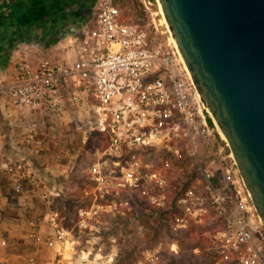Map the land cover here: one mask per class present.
I'll use <instances>...</instances> for the list:
<instances>
[{"label":"built area","instance_id":"built-area-1","mask_svg":"<svg viewBox=\"0 0 264 264\" xmlns=\"http://www.w3.org/2000/svg\"><path fill=\"white\" fill-rule=\"evenodd\" d=\"M137 1L145 26L126 20L114 0H94L85 18L68 25L57 43L59 55L19 59L0 75V95L20 132V156L0 168L24 204L21 184L34 172L28 155L55 147L70 126L85 123L83 143L96 133L99 145L91 151L83 191L89 205L76 214L82 232L97 217L128 212L127 195L163 207L180 168L175 161L185 154L198 176L176 201L180 216L172 232L213 211L222 221L210 238L219 252L234 264H264V228L230 153L158 13L149 1ZM52 196L58 193L46 188L36 193L45 208L41 225L29 220L27 235L36 251H56L46 264H103L97 254L74 250L76 241L61 225ZM67 244L73 254L65 256ZM74 254H80L76 260ZM26 264L40 260L32 253Z\"/></svg>","mask_w":264,"mask_h":264},{"label":"rangeland","instance_id":"rangeland-1","mask_svg":"<svg viewBox=\"0 0 264 264\" xmlns=\"http://www.w3.org/2000/svg\"><path fill=\"white\" fill-rule=\"evenodd\" d=\"M145 1L152 4L149 7L151 11L159 12L153 0ZM159 17L161 16H157V19ZM68 25L62 28L63 35L60 34L51 45L20 39L12 48L17 46V50L22 54L23 47L27 45L29 57L34 61L38 55L37 51L57 47ZM85 131V123L77 122L70 126L66 139L61 140L55 147L28 155L34 167L31 177L22 183L24 194L29 196L28 204L20 203L19 194L11 186L8 175L0 168V224H3L0 227V240L5 241L4 246L0 245V264H26L28 256L32 253L37 255L40 264H46L50 255L56 252L46 249L36 251L27 235L30 219L39 225L43 223L44 204L36 197L37 191L42 188L58 193V196L51 198L52 207L59 213L61 225L71 230V238L76 241L72 245L74 250L97 254V258L101 259L98 261L103 264H117L119 261L120 264H129V261L130 264H234L228 256L219 252L210 239L221 223L213 211H209L200 223L189 222L177 233L172 232L171 223L179 216L174 214L173 218L171 216L168 219H159L158 227L162 230L163 238L159 242H152L147 240L146 234L150 233V225L155 222H150L146 227L143 217L150 209L127 195L131 199V208L124 215L97 217L89 223L91 230L78 231L75 226L78 207L81 204H89L83 191L88 187L87 172L91 164V151L99 145L93 134L83 143ZM2 132L11 136L1 140L0 165L3 162H12L20 156L16 150L20 141L18 125L10 128L7 126V129L4 127ZM192 170L194 168L188 160L174 172L173 180L179 177L185 179ZM130 213L133 215L130 216ZM157 216L153 214L154 218ZM203 239L211 245L204 243ZM61 251L65 256L73 254L69 244ZM76 254L72 256L75 260L80 255Z\"/></svg>","mask_w":264,"mask_h":264},{"label":"water","instance_id":"water-1","mask_svg":"<svg viewBox=\"0 0 264 264\" xmlns=\"http://www.w3.org/2000/svg\"><path fill=\"white\" fill-rule=\"evenodd\" d=\"M264 228V0H153Z\"/></svg>","mask_w":264,"mask_h":264},{"label":"trees","instance_id":"trees-1","mask_svg":"<svg viewBox=\"0 0 264 264\" xmlns=\"http://www.w3.org/2000/svg\"><path fill=\"white\" fill-rule=\"evenodd\" d=\"M93 1L94 0H0L1 59L8 58L9 51L20 39L24 41H41L46 46L55 43L56 38L58 39L59 35L62 34L61 30L63 27L85 18ZM114 4L122 11L126 20L141 26L146 25V20L141 10L142 8L137 0H114ZM92 134L94 137H98V134ZM185 162L186 156L182 154L180 158L176 159L175 165L181 167ZM197 176L198 174L196 171L192 170L185 179L179 177L173 180L168 188L167 198L163 207L155 208L147 202L140 201L141 204L150 209L149 213L143 214L145 226L148 227L150 222H155L154 225H150V233L146 234L147 240L152 242L161 241L163 234L162 230L158 227L159 219L180 216L176 201L178 197L190 187L192 181ZM87 205L89 204H81L78 208L86 207ZM153 214L158 216L154 218L155 216L153 217ZM129 215L131 216L133 213ZM219 224V227H217L213 233L220 229L222 221ZM202 241L204 243L206 242L204 239ZM207 242L210 244L209 241ZM117 264H120V261Z\"/></svg>","mask_w":264,"mask_h":264},{"label":"crops","instance_id":"crops-1","mask_svg":"<svg viewBox=\"0 0 264 264\" xmlns=\"http://www.w3.org/2000/svg\"><path fill=\"white\" fill-rule=\"evenodd\" d=\"M24 52L19 53V50H17V46L16 48H11V50L8 53V58L4 59L0 57V75L3 73H9V71H11V69L13 68L14 64L22 58H28L29 60H31V58L29 57L30 53L28 50V46H24ZM54 49H52V47L50 48H44L43 51L39 50V51H35L37 55V57L35 56V60H37L39 57L44 56H54L56 57L57 55H59L60 53L58 52V48L57 47H53ZM28 51V52H27ZM33 61V60H31ZM16 115L14 113V110L7 105L6 99L5 97H2V95H0V144H1V140L2 138H8L11 135L5 132H2L4 127L5 129H7V126H13L16 125ZM0 151H1V145H0ZM21 188H22V184H21ZM0 196L2 197V193L0 191ZM20 203L23 204V201L18 197ZM28 198L25 200L24 204H28ZM3 224H0V227H2Z\"/></svg>","mask_w":264,"mask_h":264},{"label":"bare ground","instance_id":"bare-ground-1","mask_svg":"<svg viewBox=\"0 0 264 264\" xmlns=\"http://www.w3.org/2000/svg\"><path fill=\"white\" fill-rule=\"evenodd\" d=\"M159 11V10H158ZM161 14V12L159 11L158 12V15H160ZM161 16V15H160ZM160 23L162 24V25H164L165 26V24H164V20H163V18L162 17H160ZM171 39V38H170ZM171 41H172V39H171Z\"/></svg>","mask_w":264,"mask_h":264}]
</instances>
